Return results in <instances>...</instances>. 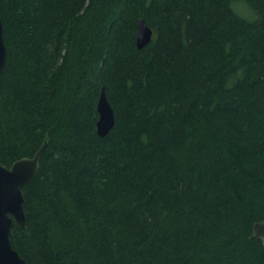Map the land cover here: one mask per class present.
<instances>
[{
	"label": "trees",
	"instance_id": "obj_1",
	"mask_svg": "<svg viewBox=\"0 0 264 264\" xmlns=\"http://www.w3.org/2000/svg\"><path fill=\"white\" fill-rule=\"evenodd\" d=\"M0 17V164L44 146L11 228L27 264H264V0H0Z\"/></svg>",
	"mask_w": 264,
	"mask_h": 264
},
{
	"label": "water",
	"instance_id": "obj_2",
	"mask_svg": "<svg viewBox=\"0 0 264 264\" xmlns=\"http://www.w3.org/2000/svg\"><path fill=\"white\" fill-rule=\"evenodd\" d=\"M4 25L0 17V77L7 57L4 43ZM153 31L143 19L137 21L135 44L142 49L151 43ZM98 119L95 124L96 134L105 137L115 123L114 111L108 102L105 89L102 87L96 104ZM42 146L32 158H22L12 163L9 168L0 164V264H27L20 254L12 247L11 228L26 226L25 197L23 187L29 184L37 174ZM253 235L260 239L264 246V218L254 224Z\"/></svg>",
	"mask_w": 264,
	"mask_h": 264
},
{
	"label": "rangeland",
	"instance_id": "obj_3",
	"mask_svg": "<svg viewBox=\"0 0 264 264\" xmlns=\"http://www.w3.org/2000/svg\"><path fill=\"white\" fill-rule=\"evenodd\" d=\"M237 9H238L240 12H243V7H241V6L239 7V6H238ZM243 13H244V12H243Z\"/></svg>",
	"mask_w": 264,
	"mask_h": 264
}]
</instances>
